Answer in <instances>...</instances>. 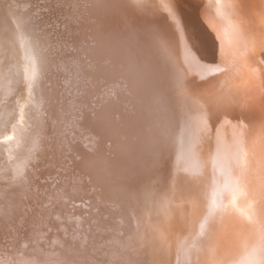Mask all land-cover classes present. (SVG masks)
Wrapping results in <instances>:
<instances>
[{
	"label": "bare ground",
	"instance_id": "bare-ground-1",
	"mask_svg": "<svg viewBox=\"0 0 264 264\" xmlns=\"http://www.w3.org/2000/svg\"><path fill=\"white\" fill-rule=\"evenodd\" d=\"M159 1L160 10L169 14L171 22H160L158 33L165 68L176 82L186 85L184 95L185 102L188 103L182 108L181 116H170L166 112L164 118L165 130L159 142L158 155L160 154L165 162H162L157 170V186L151 194V208L155 210L158 209V204L163 203L166 191L172 194L177 170L188 182L196 183L195 178L201 180L200 177H204L207 168L204 167L203 171L202 169L206 157H210L213 160L212 167L210 166L213 170L210 171L211 174H206L209 179L211 176L218 177L222 162L213 156L212 149H222L224 141L232 144L238 153L236 155L241 156L237 161L240 164V172L236 173L242 181H248L245 167L250 163L244 161L243 151L246 156L248 153H245V150L249 152L247 149H250V152L259 158L256 154L262 150L259 147L264 143V114L261 113V108L264 107V37H258L260 44L257 45L256 41L254 43L251 36L254 21L247 19L248 22H245L238 19L235 28L225 25L232 33H229L227 38L215 22L217 15H223L220 11L223 3L218 1V8L217 0L216 4H213L214 0ZM18 3L22 7L19 14L15 10ZM129 4L128 0H0V13L9 17L14 25L12 27L20 34L17 40L0 31V264H67L70 243L84 239L86 234H90L89 216L95 215L94 207H99L104 212L110 211L114 195L124 188L125 181L117 152L119 145L132 148L135 139L140 145L142 141L138 138L142 140L143 136L140 130L141 105H159L165 99L151 67L138 61V34ZM41 7L43 12L39 11ZM224 9L227 13L230 8L224 6ZM236 9L233 12H236ZM259 10L258 21L263 24L264 6L263 10ZM230 12L228 14H231ZM225 15L222 17L223 21L227 19L224 18ZM253 15L252 17H255ZM167 33L172 37L171 40L166 38ZM229 39L232 40L230 45ZM224 44H227V49ZM233 45L238 48L239 56L229 50ZM84 54L91 60L89 67H83L89 82L86 86L78 88L76 68L80 66L79 61ZM78 70H81L83 77L82 69ZM118 74H129L128 94L124 97L103 95L104 87ZM224 74L239 86L242 92L240 101L232 103L228 99L229 101H221L212 109L208 103L205 105L202 102L197 92L195 93L196 87H190L192 82H189L188 78L194 79V83L197 81L198 85L203 82L215 88L221 84ZM22 79L30 84L31 89L33 86L34 98L15 129L16 124L13 122H16V118H20L21 114L11 112L18 110L19 105L6 109L7 102L2 101L12 92H17ZM217 119L221 120L219 123L224 129L218 128ZM255 156L252 157L256 158ZM248 159L251 162L252 159ZM224 161L226 164V159ZM209 165L211 164H208V167ZM172 180L174 181L171 182ZM231 183L227 185L231 186ZM162 187H165L166 191H163ZM257 192L259 193L258 189ZM194 197L197 198L196 195ZM256 204L259 205L257 202ZM214 221L211 220L213 223ZM247 225L244 224L250 230L245 239L250 247L243 242L247 245L244 247L245 257H258V234L257 229H254L256 222L253 220ZM156 226L154 225L153 229ZM152 235L155 240L157 235H154V231ZM243 237L241 238L244 240ZM152 239L151 241H154ZM158 239L156 238V241H160V238ZM155 245L156 243L154 247ZM158 248L157 246L154 249ZM154 249H151L152 253ZM262 251L264 252V246ZM157 252L159 251H156V255L159 254ZM198 253L200 254V250ZM198 253L196 252L195 256ZM153 254L155 255V252ZM151 257L152 255L149 258ZM242 257L245 258L244 255H241ZM135 258V264H150L147 250L143 249ZM156 259L158 264H165L163 261L160 263L161 257ZM194 261L199 264V260ZM152 262L151 264H154Z\"/></svg>",
	"mask_w": 264,
	"mask_h": 264
},
{
	"label": "rangeland",
	"instance_id": "rangeland-1",
	"mask_svg": "<svg viewBox=\"0 0 264 264\" xmlns=\"http://www.w3.org/2000/svg\"><path fill=\"white\" fill-rule=\"evenodd\" d=\"M128 1L130 3L129 6H130V9L133 13V17H134L133 20L135 22V27H136L137 34H138L137 48H136L137 53L139 55L138 57H140V58H138L139 59L138 61L143 62V64L145 66H148L149 68L151 67L150 69L155 74V75L153 74L154 78H155V80L157 79L156 81L158 84V88H160L162 90V94H164L165 99L163 100V103H161V104L159 103V105H157V104L151 105L150 103H149V105H146V104L141 105V117H140L141 126H140V130L142 131L143 136H142V140L138 138L139 141H142L141 144L139 145V143L135 139V143L133 144L134 146H132V148H129L126 145H119V150L117 151L118 157H119V159H118L119 165L122 168V171H123L122 176H123V179L125 181L124 188H122V190L116 192L117 194L114 195L115 201L113 200V202L110 204L111 205L110 211L104 212L99 207H94L95 215L89 216V220L91 222L90 223L91 227L89 230L90 234L89 235L86 234L84 239L82 238V239H79V241L75 240L72 243H70V245H69L70 253L66 257L68 260L67 264H135L136 263L135 257L139 256L141 254V252L143 251V249L147 250V258H149L151 255H152V257L154 256L153 257L154 259L151 257L153 262L151 261V258H149L150 260L148 261V263H150V264H151V262L154 264L155 263L158 264L156 257H158V258L161 257L162 260L160 261V263H162V261H163L165 264H191V262H192V264H195L196 261H194V260H199V264H221V263L226 264L228 261H230V262H228L227 264H231V262H233L232 264H240V263L241 264H252V262H253V264H264V256L259 257V255H264V252L262 251V248L264 246V243H263L264 242V234H263L264 233V231H263L264 230V189H262V187L264 188V169H263L264 168V166H263L264 165L263 164L264 151H262V150H264V143L262 146L259 147L262 150L261 151L259 150L258 154H256V155H259V158H257L255 156V154L251 153L250 149H247L250 153L245 150V153H248V154H246V156L244 155V151H243V154L241 152V154L243 155L242 156L243 159L245 158L244 161L247 160L248 163H250V164L247 163L249 166L247 165L248 167L247 166L245 167L246 173L248 174V179L250 181L249 180L246 181V179H244V181H242V179L240 178V176L238 174L240 172V164L237 161H239V157L241 159V156L238 157L236 155L237 151L234 150L235 148L233 147L232 144L229 145L227 142L224 141V143L222 145L224 147V148L222 147L223 150L222 149H220V150L212 149L213 156H215V158H217V160L220 163L222 162L220 164L221 165L220 166L221 168L219 170L220 173L219 172L217 173V174H219L218 177L212 178V176H211L209 179L208 174H206V173L211 174V172H212L211 170H213V168L211 169L213 160L210 157H208V159L206 157L205 161L206 162L209 161V162L208 163L205 162V165L203 166L202 171L205 170V168H207L209 170L206 169V171H204V173H205L203 175L204 177H202V178L200 177L201 180L198 179L199 181H201V183L198 180H196V178L194 179L195 182L197 181L196 183H194L193 181L188 182L186 177L183 175H180L181 173L177 170L176 171V175H177L176 180L171 181V182H173V181L175 182L174 187H175L176 191L174 192V187H173L172 194H170V193H167L165 187H162V190L166 191V193L162 199L163 203L158 204L159 206H158V209H156L157 211L155 209L151 208V206H153V204H151V194L157 186V176H156L157 170L160 169L162 162L163 163L165 162L164 159L162 158V156H159L160 154L158 155V151H160L159 150V142H160V139L162 138L163 130H165L164 118H165L166 112L168 114H170V116L171 115L175 116V114L181 116L183 113L182 108H185L186 103H188V102H185V95H184V92L186 90V85H184L183 83L180 84V82H176V80L173 79V77L171 76L169 71L165 68L163 56H162L161 49H160V39L158 38L160 22H162V24H163V22H164V24L166 22L168 24H171V22L168 18L169 14L166 11L160 10V7H159L160 1L159 0H128ZM212 1L213 0H210V2H212ZM218 1L220 3H223V5H221V6H223V8H220V6H219L220 3ZM39 2L41 3V1H39ZM213 2H214L213 4H216V0H214ZM224 2H226V4ZM216 5L219 6L218 8H220L221 14H223V15L226 14L224 16V18L228 19V20L224 19V21H225L224 22L223 18H222L223 15H221V16L217 15V17L215 18V22H216L217 26L220 27L221 32H224V34L227 36V38H228L229 33L232 34L231 31L229 30V28L230 27L235 28V26L238 25L237 24L238 21L236 22V20L239 19V21L245 20V22H248L251 19V21H254L253 25H255L251 29V36L254 39L253 40L254 43L256 41L257 45L260 44L259 43L260 37L261 36L264 37V35H263L264 33H262L264 30V23L263 24L261 23L262 25L259 24L260 22L258 21V19H259L258 17L260 14L259 9L262 8V10H263L264 0H221V1L217 0ZM224 6L227 9L230 8L228 10L229 12H230V10H232L230 12L231 14H228L229 12H227V13L225 12ZM235 6L237 9L235 8ZM231 7L235 8L236 12H233V11H235V9L233 10V8H231ZM15 10H16L17 14L22 12V7L20 6V3H18L15 6ZM43 10L44 9L42 7L39 9V11H42V12H43ZM213 13H214V10L210 14L212 15ZM232 13L235 15H232ZM135 14H137V15H135ZM161 14H163V15H161ZM252 15L255 17H252ZM151 16H153V17H151ZM166 16H167V18H166ZM233 16H235V17L233 18ZM237 16H239V18H237ZM249 17H251V18H249ZM160 18H162V19H160ZM217 19H219V21ZM247 19H248V21H247ZM147 20H149V21H147ZM230 20H232L234 22H232ZM11 23L12 22L9 20V17L7 15L0 13V27L2 26L0 28V31H2L4 34H6V36H9L11 38L13 37L15 39L17 38V40H18L20 34L18 33V30L15 29V27H12L14 25ZM224 23H226V24H224ZM225 25H227L228 27L230 26V27L229 28L227 26L225 27ZM166 26L167 25H165V27ZM260 27H261V29H260ZM226 28L228 30H226ZM168 29H169V27H168ZM258 37H259V39H258ZM166 38L171 40L172 37H170V35L167 33ZM230 41H232V40L231 39L228 40V42H229V43L227 42L228 45L231 44ZM261 46H262V44H261ZM224 47H226V49H227V44L226 45L224 44ZM229 50L232 51V53L234 52L233 54L237 53L236 54L237 56H239V54H240L238 48L235 47L234 45ZM236 50H238V51H236ZM81 60H83V61H81ZM80 61H79L80 66L79 65L77 66L76 75H75L76 82H77L76 84H78V88L86 86L89 82V77H87L86 74L84 73L83 67H87V66L89 67L91 60L87 55H85L82 57V59H80ZM86 61H87V63H86ZM152 65H153V67H152ZM3 67H5V66H3ZM78 69H82V71L84 73L83 77L81 74V70H78ZM166 71L168 73H166ZM163 74L164 75L166 74V75L164 76ZM128 75L118 74L113 80H111L107 84L106 87H104L105 89L103 90L102 94L109 96V97H116V96H123L124 97V96H126L128 94V90L130 87V79H129ZM84 76H85V78H84ZM228 79H229V76H227V75L222 77L221 84L219 83L220 85H218V87L216 86L215 88H213V85L204 84L203 82H202V84L198 85L199 83H197V81H196L195 82L196 84H195L194 79L189 80V78H188V81L192 82L190 87H192V86H194V88L196 87L195 89L194 88L193 89H194V91L197 90V91H195V93L197 92L196 94H198L200 96V98L202 99V102H204L205 105H206V103H208L207 105H209V107L214 109V107L218 103H220L221 101L226 102V100L229 101L228 99H230V101L232 103L233 102L239 103V101H240L239 98H240V94L242 92L240 91L239 86L236 84V82L234 83V80H230V79L228 80ZM192 80H194V81H192ZM112 82H114V83H112ZM171 83H172V85H171ZM22 84L24 85L23 87L21 86ZM19 85L21 86V89H20ZM19 85L17 87V92L16 91L12 92L9 96H7L5 101H2L3 103L7 102L6 103V106H7L6 109H11V107L14 108L17 104L19 105L18 110H12L13 113L10 111L11 114H15V113H19V115L21 114L20 118L18 116V119L16 118V122H13L16 124L15 129L19 126V123L22 121V119L26 113V109H28L29 104L31 103V100L33 101V98H34L33 86L31 89L30 84L27 83L25 81V79H22L21 84H19ZM178 88H180V89H178ZM201 90H202V92H201ZM215 92H217V93H215ZM18 97H20V98H18ZM12 98H17L19 100L17 101V100L12 99ZM216 100H217V103H216ZM8 105H9V107H8ZM12 105H14V106H12ZM128 105L129 104H127V106ZM128 107L130 108L131 105H129ZM261 113L264 114V107L261 108ZM217 120H218V122L216 121V124H217L218 128L219 129L223 128L220 125L221 120H219V119H217ZM144 121L146 123H143ZM13 123H12V125H13ZM224 137H226V136H224ZM123 146H125V147H123ZM124 149H125V151H124ZM206 150H205V152L208 154L209 151L208 150L206 151ZM232 151L233 152L235 151V152L233 153ZM261 153H262V156H261ZM224 155L226 156V158ZM239 155H240V153H239ZM250 155H251V157H250ZM223 156H224V158H223ZM234 156H235V158H234ZM252 156H255L258 160L259 159L260 160L257 161V159L253 158ZM135 157H136V159H135ZM261 157H263V158H261ZM248 158H251L252 160L255 159L254 160L255 162L253 163L252 160L250 162ZM225 159L227 161L226 164L224 161ZM261 161H262L263 165L260 164ZM208 164H211V165H209V167H208ZM250 165H252V166L257 165V166L252 167ZM224 166H225V168H223ZM261 167H263V168H261ZM254 168H255V170H254ZM230 169H232V170H230ZM236 172H238V173H236ZM259 174L261 177L259 176ZM238 176H239V178H238ZM151 178H153L155 180H153ZM253 178L256 179L257 182H255L256 180H254ZM261 178H263V179H261ZM214 179H216V181ZM183 182L185 184H183ZM202 182H203V184H202ZM227 182H229V183L232 182L231 186H228L229 183H227ZM259 182H260V184H259ZM216 183H218V184H216ZM220 183H222V184H220ZM177 184H178V186H177ZM187 184L189 186L190 185L191 186L189 187ZM251 185H254V186H251ZM185 186H186V188H185ZM216 186H217V188H216ZM243 187H244V189H243ZM202 188L206 191H204ZM257 189L259 190L260 194L257 192ZM177 190H179V191H177ZM198 190H201V191L198 192ZM219 190H220V192H219ZM188 191H190V193ZM202 191H204V194H202ZM177 192H179V193L177 194ZM181 193H182V196L184 198L181 197ZM192 193H193V195H191ZM200 193L202 195H200ZM188 194H190L193 198L190 197V195H188ZM247 194L249 196H247ZM195 195L197 196V198L194 197ZM216 195L218 196L217 198L215 197ZM182 198L184 199V201ZM249 198H251V199L253 198V199L249 200ZM254 198L256 201L254 200ZM215 200L217 202H215ZM253 200H254V203L252 202ZM182 201H183V203H182ZM256 202L259 205H257ZM220 203L222 204V206ZM247 203L249 205H252V206H249ZM217 205H218V207H217ZM247 206H249V208H245ZM251 207L253 210L251 209ZM160 209H162L161 212H160ZM261 211H263V212H261ZM245 212L247 213V215ZM115 213H117V214H115ZM210 214L212 216H210ZM155 215L157 217H155ZM158 215H161L162 217L160 216L161 218H159ZM214 215H216L217 217ZM156 218H158V219H156ZM155 219H156V222H155ZM210 219L212 221H214V219H215L214 223L211 222ZM238 219H239V221H238ZM253 220L256 222V226L254 229H257V234H258V237L256 239L257 245H258L257 246L258 257L254 256L252 258L250 256V258H249L248 255L245 257L246 252L244 250V247H246L247 245H249V247H250V244L248 242H246L248 240H246L245 238L248 234V230H250V228H248L250 226H248L247 224H248V222L250 224ZM99 221H100V223H99ZM245 221H246V223H245ZM154 222H155V224H154ZM159 222L161 223L160 225H159ZM238 222L240 225L238 224ZM243 223L246 224L248 227L247 226L245 227ZM241 224H243V225H241ZM154 225H157L155 229H153ZM215 225H217L218 228ZM233 226H235V227H233ZM157 227H159V228H157ZM133 228H134V230H133ZM246 228H248V229L246 230ZM238 229H240V230H238ZM151 230L154 231V235L155 234L157 235L158 233H160L157 235V237H155V240H154V236L153 235L151 236V234H153V231H151ZM243 230H246V231H244L241 234L240 232H242ZM261 230L263 232H261ZM222 232H223V234H222ZM220 234H222V235H220ZM195 235H197V236H195ZM243 236H245V237H243ZM148 237H150V238H148ZM196 237L198 240L196 239ZM241 237H243L244 240ZM151 238H153L152 240H154V241H156V238L157 239L160 238V241H158L159 240L158 239L157 240L158 243H157V241L156 242L151 241ZM226 239H227V241H226ZM229 239H230V241H229ZM241 239H242V241H241ZM196 241H199L200 243H198ZM244 241L247 245L245 243H243ZM139 242H142V243L139 244ZM249 242H250V240H249ZM152 243H153V245H152ZM155 243H156L155 247H157V246L159 247L156 250L154 249ZM157 244H160V246ZM217 244H218V246H217ZM149 245H151V246H149ZM215 246H216V248H215ZM261 246H262V248H261ZM152 247H154V248H152ZM259 248H260V250H259ZM149 249L150 250L154 249L155 251H153V253L155 252V255L152 253V250L150 251ZM195 249H197V250L194 252ZM199 250H200V254L198 253ZM156 251H159V252H157V254L159 253L161 256L159 254L156 255ZM148 252L150 254H148ZM196 252L198 253V255L195 256ZM98 255H99V257H98ZM241 255H244L245 258H243V257L241 258ZM92 257H94V258H92ZM125 257H127V258H125ZM195 257H197L199 259H195ZM231 257H233V258H231ZM77 258L79 259V261ZM121 259H123V260H121ZM251 259H253V260H251ZM105 261H107V262H105ZM154 261H156V262H154ZM5 264H7V263H5ZM64 264H66V263H64Z\"/></svg>",
	"mask_w": 264,
	"mask_h": 264
}]
</instances>
